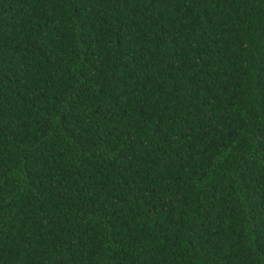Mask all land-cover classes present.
<instances>
[{
	"label": "trees",
	"instance_id": "16d2710c",
	"mask_svg": "<svg viewBox=\"0 0 264 264\" xmlns=\"http://www.w3.org/2000/svg\"><path fill=\"white\" fill-rule=\"evenodd\" d=\"M0 264H264V0H0Z\"/></svg>",
	"mask_w": 264,
	"mask_h": 264
}]
</instances>
